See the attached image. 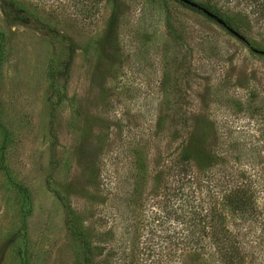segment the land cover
Wrapping results in <instances>:
<instances>
[{"label": "rangeland", "instance_id": "rangeland-1", "mask_svg": "<svg viewBox=\"0 0 264 264\" xmlns=\"http://www.w3.org/2000/svg\"><path fill=\"white\" fill-rule=\"evenodd\" d=\"M195 1L264 50L251 0ZM0 118V264H226L217 215L264 264V56L203 12L0 0Z\"/></svg>", "mask_w": 264, "mask_h": 264}, {"label": "trees", "instance_id": "trees-1", "mask_svg": "<svg viewBox=\"0 0 264 264\" xmlns=\"http://www.w3.org/2000/svg\"><path fill=\"white\" fill-rule=\"evenodd\" d=\"M181 2V1H180ZM251 2L254 4L256 9L258 10L259 14L264 15V0H251ZM184 4L183 2H181ZM202 6L207 8L208 10L214 12L217 14V11L209 6L206 3H200ZM185 6H188L187 4H184ZM190 7V6H188ZM191 8V7H190ZM194 10L200 11L196 8H192ZM202 12V11H200ZM225 22L232 28H236V23L231 20V18H224ZM250 49L253 51V53H260L262 56H264V50L260 46V44L257 42V40H249L246 38V41H244ZM1 120V118H0ZM1 122V121H0ZM184 158L182 159V164H186L187 160L186 157L188 158V154L184 153ZM236 202H234V208L236 211L241 212L242 214H249L250 215V209H252L253 202L250 199H244V198H236L234 199ZM194 216L193 220H195L196 226L201 229L204 228L203 222H206L207 220V214L203 212L202 209L198 208V205L196 209H194ZM220 215L216 216V219L210 218L209 222L212 224L210 225V232H212V237L214 238L215 243L219 246L220 252L223 255V258L226 261V264H243L244 261L242 260V255H241V246L240 242L234 240V235L233 233L228 230L227 227H225L223 220L219 218ZM251 216V215H250ZM198 229V230H199Z\"/></svg>", "mask_w": 264, "mask_h": 264}, {"label": "water", "instance_id": "water-1", "mask_svg": "<svg viewBox=\"0 0 264 264\" xmlns=\"http://www.w3.org/2000/svg\"><path fill=\"white\" fill-rule=\"evenodd\" d=\"M179 1L183 2L184 4H187L191 8H196V9L202 11L204 14L210 16L211 18H213L214 20H216L219 24H221L222 26H224L232 34H234L235 36H237L241 40L246 41V38L240 32H238L236 29L230 27L225 22L224 19H222L221 17H219L214 12L208 10L207 8H205L204 6H202L200 3L196 2L195 0H179Z\"/></svg>", "mask_w": 264, "mask_h": 264}]
</instances>
